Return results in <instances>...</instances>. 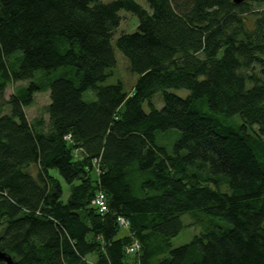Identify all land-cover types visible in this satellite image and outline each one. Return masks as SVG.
Wrapping results in <instances>:
<instances>
[{
    "label": "trees",
    "instance_id": "1",
    "mask_svg": "<svg viewBox=\"0 0 264 264\" xmlns=\"http://www.w3.org/2000/svg\"><path fill=\"white\" fill-rule=\"evenodd\" d=\"M146 2L0 0V251L11 264H264V9L250 27L248 1ZM120 11L138 20L114 40L138 74L130 92L103 84ZM40 92L47 118L29 119ZM190 212L223 223L200 221L172 247Z\"/></svg>",
    "mask_w": 264,
    "mask_h": 264
},
{
    "label": "rangeland",
    "instance_id": "2",
    "mask_svg": "<svg viewBox=\"0 0 264 264\" xmlns=\"http://www.w3.org/2000/svg\"><path fill=\"white\" fill-rule=\"evenodd\" d=\"M103 2H109L111 0H101ZM143 8L150 10L148 3L146 0H136ZM250 5V13L247 15L248 17V25L252 26V16L257 13L254 11H260L264 9V0H253L247 2ZM252 9V10H251ZM120 17L121 21L119 26L114 32V39L112 41L114 54L116 58V65L113 69L108 70L109 74L106 78V81L103 84H110V83H117L121 82L123 85V88L126 92H130L138 78V74L131 71L129 68V62L125 58V56L116 48L114 40L117 38L121 33H131L136 30L138 20L137 17L129 12L126 11H120ZM112 71V73H111ZM15 87V86H14ZM14 87H8L5 91V97L7 98L13 91ZM176 94H178L181 97H185L188 94L187 90L181 89V90H173ZM95 94L93 92H88L84 95L85 100L89 99L91 97H94ZM151 102L156 108H161L164 104L162 93H157L153 96L151 99ZM49 103V96L47 92H40L37 93L34 97V102L31 106L25 108L26 115L29 119H33L38 116H42L45 119L47 118V114L44 110V107ZM144 109L149 110L148 103L145 102ZM160 134V133H159ZM159 137V136H158ZM173 141L171 143L170 148H168L169 151L172 150ZM54 175L57 177L58 174L54 170ZM62 187L64 190L63 198L66 199L68 195V186L66 183L62 182ZM181 220L184 224L183 229L180 231V233L173 237L171 239V246H179L182 244H185L189 242L195 235H198L202 231V223L200 221H205L207 223H223L219 219L212 218L208 215H205L201 212H190L182 215ZM204 223V222H203ZM125 231H120L119 236L125 235Z\"/></svg>",
    "mask_w": 264,
    "mask_h": 264
},
{
    "label": "built area",
    "instance_id": "3",
    "mask_svg": "<svg viewBox=\"0 0 264 264\" xmlns=\"http://www.w3.org/2000/svg\"><path fill=\"white\" fill-rule=\"evenodd\" d=\"M92 205L101 213H104L107 211V206L105 202V195L101 192L96 194V197L94 198ZM118 224L120 227H123L125 229H129V223L124 218L119 217L117 219ZM139 251V244L137 241L132 242L131 245L126 247V252L129 254H135Z\"/></svg>",
    "mask_w": 264,
    "mask_h": 264
},
{
    "label": "water",
    "instance_id": "4",
    "mask_svg": "<svg viewBox=\"0 0 264 264\" xmlns=\"http://www.w3.org/2000/svg\"><path fill=\"white\" fill-rule=\"evenodd\" d=\"M244 1H246V0H233V2L236 3V4L242 3ZM0 259L5 261L6 264H11L12 263L11 257L6 255L5 253H3L1 251H0Z\"/></svg>",
    "mask_w": 264,
    "mask_h": 264
}]
</instances>
